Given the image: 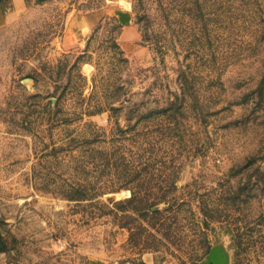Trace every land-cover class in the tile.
I'll list each match as a JSON object with an SVG mask.
<instances>
[{
  "label": "rangeland",
  "instance_id": "obj_1",
  "mask_svg": "<svg viewBox=\"0 0 264 264\" xmlns=\"http://www.w3.org/2000/svg\"><path fill=\"white\" fill-rule=\"evenodd\" d=\"M196 1H0V264H197L212 252L218 264H264L262 185L240 193L251 195L245 205L222 192L239 179L229 178L233 166L264 154V98L256 92L264 78V0H199V10ZM112 15L123 23L117 40L128 57L117 79L144 102L141 113L181 91L180 68L196 70L204 115L191 109L180 134L167 132L162 119L119 135L110 110L67 123L65 116L78 115L72 88L65 108L56 106L63 84H81L76 57L100 24L93 58L80 69L84 96L105 93ZM118 121L127 123L124 112ZM92 128L100 133L93 147L83 144ZM131 159L155 161V178L177 166L183 187L176 193L190 199L195 218L206 204L218 209L206 231L181 218L185 250L132 241L141 224L155 229L150 216L112 200L132 194L121 187Z\"/></svg>",
  "mask_w": 264,
  "mask_h": 264
},
{
  "label": "trees",
  "instance_id": "obj_2",
  "mask_svg": "<svg viewBox=\"0 0 264 264\" xmlns=\"http://www.w3.org/2000/svg\"><path fill=\"white\" fill-rule=\"evenodd\" d=\"M199 2V0H197ZM197 10L201 9L198 2ZM108 37L110 38L111 45V66L109 68L107 82L102 83L104 85L105 93L99 95L98 93L92 92L89 96L83 95V88L86 86L87 78L81 72V63L92 60V53L88 52L90 47V42L93 37H95L100 30V25H98L91 37L89 38L87 48L84 53H80L76 57L75 65L79 68L78 75L81 80V84L72 85L69 83L63 84V89L59 95H54L57 98L56 106L63 109L65 108L67 93L70 88L76 89V94L73 96V101L75 102L74 108L77 117L65 116V121L69 123L75 118H82L84 114L95 115L106 110L111 111V116L116 117L117 122L112 127L111 132L117 130L119 135L125 136L128 132L138 129L141 127H153L157 122H161L164 119L166 123V128L170 131H175L181 133V127L183 126V118L187 116L189 111L192 109L196 114H203V107H199V95H198V84L196 80V70L190 72L186 68H180L178 74V80L180 84L181 91L174 92V96L169 98L165 105H159L149 107L146 113H141L144 102L134 101L131 95L128 94V88L122 83L118 82L117 74L119 72V64L121 62H128V57L125 55L124 49L121 47L119 41L117 40V33L119 28L123 26L122 21L117 15H112L108 17ZM205 30V24L202 26ZM202 30V29H201ZM65 56H68L66 54ZM63 63L60 61L58 64L59 68H63ZM37 79L36 76H31ZM94 87H97L98 80L96 77L93 78ZM59 84L58 87H61ZM256 92L260 99L264 98V78L260 81ZM124 112V117L126 124L121 125L118 121L119 115ZM204 115V114H203ZM144 121H147V124ZM88 126L94 125L92 120L88 121ZM155 127V126H154ZM93 130V128H92ZM100 133L93 130V136L91 138H86L83 144L93 145L98 139ZM259 151L250 154L246 157V161L233 166L229 173L230 176L239 177L237 183L228 184V187L222 192H232V201L238 203L239 205H245L249 200L251 195L246 194V198H240V193L245 194V192H253L256 188L262 185L264 189V154L259 156ZM126 159V158H125ZM261 161L257 164L258 161ZM127 167L126 170V180L123 182L121 187H125L131 190L132 194L129 197L119 200H112L115 204L125 205L130 204L132 209L142 212L146 216H150L152 219L151 226L155 229L153 231L148 226L140 225L138 231L131 232L132 241L136 244H141L143 248L150 249L153 251H169L170 253H176L172 249V244H176L179 251L185 250L187 246L181 242L183 233V226L180 223L183 217H193L194 228L198 231H206L204 227L209 226V218H213L217 208H210L209 204L200 207L201 216L195 218L197 212L190 207V199L186 196H179L176 192H180L183 185L178 184V170L177 166H167L168 172L165 173L164 177L160 176L155 178V161L148 160L147 162H142V160L135 162L134 159L124 160ZM257 164V165H256ZM164 171V170H163ZM228 181V180H227ZM229 182V181H228ZM78 192V190H76ZM79 192H85L83 189ZM192 192V191H189ZM83 195V194H82ZM82 195L77 196V198L82 197ZM240 200H237L239 199ZM81 199V198H79ZM237 201V202H236ZM164 204L161 208H154V206ZM125 210V209H124ZM190 214V215H189ZM197 217V216H196ZM151 221V220H150ZM205 224V225H203ZM128 225V224H127ZM125 224V226H127ZM177 238L167 242V239ZM202 264V263H197Z\"/></svg>",
  "mask_w": 264,
  "mask_h": 264
},
{
  "label": "water",
  "instance_id": "obj_3",
  "mask_svg": "<svg viewBox=\"0 0 264 264\" xmlns=\"http://www.w3.org/2000/svg\"><path fill=\"white\" fill-rule=\"evenodd\" d=\"M154 208H158V205L154 206ZM220 260L221 256L218 253L212 252L202 264H218Z\"/></svg>",
  "mask_w": 264,
  "mask_h": 264
},
{
  "label": "crops",
  "instance_id": "obj_4",
  "mask_svg": "<svg viewBox=\"0 0 264 264\" xmlns=\"http://www.w3.org/2000/svg\"><path fill=\"white\" fill-rule=\"evenodd\" d=\"M1 1V0H0ZM14 4L17 6H21L26 3V0H13ZM1 24V21H0Z\"/></svg>",
  "mask_w": 264,
  "mask_h": 264
}]
</instances>
